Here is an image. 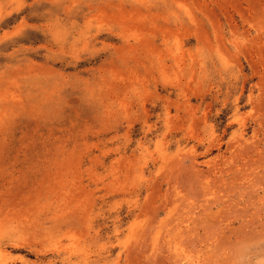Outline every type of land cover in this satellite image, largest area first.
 Listing matches in <instances>:
<instances>
[{
  "label": "rangeland",
  "instance_id": "obj_1",
  "mask_svg": "<svg viewBox=\"0 0 264 264\" xmlns=\"http://www.w3.org/2000/svg\"><path fill=\"white\" fill-rule=\"evenodd\" d=\"M0 264H264V0H0Z\"/></svg>",
  "mask_w": 264,
  "mask_h": 264
},
{
  "label": "bare ground",
  "instance_id": "obj_2",
  "mask_svg": "<svg viewBox=\"0 0 264 264\" xmlns=\"http://www.w3.org/2000/svg\"><path fill=\"white\" fill-rule=\"evenodd\" d=\"M200 28V27H199ZM196 34V33H195ZM203 36H204V34H203ZM235 44V43H234ZM220 47V46H219ZM226 55V54H225ZM246 145V144H245ZM249 148V147H248ZM244 149V148H243ZM192 162V161H191ZM177 165V164H176ZM202 175V174H201ZM201 179V178H200ZM207 179V178H206ZM203 181V180H202ZM200 183V182H199ZM143 233V232H142Z\"/></svg>",
  "mask_w": 264,
  "mask_h": 264
}]
</instances>
